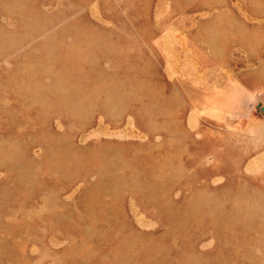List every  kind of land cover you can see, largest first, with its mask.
<instances>
[{
    "label": "rangeland",
    "instance_id": "1",
    "mask_svg": "<svg viewBox=\"0 0 264 264\" xmlns=\"http://www.w3.org/2000/svg\"><path fill=\"white\" fill-rule=\"evenodd\" d=\"M0 264H264V0H0Z\"/></svg>",
    "mask_w": 264,
    "mask_h": 264
}]
</instances>
